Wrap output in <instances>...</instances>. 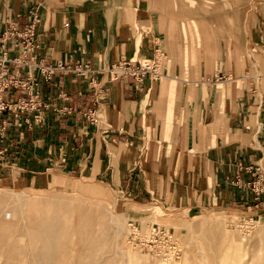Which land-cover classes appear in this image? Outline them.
I'll list each match as a JSON object with an SVG mask.
<instances>
[{
  "label": "crops",
  "instance_id": "0c3cea01",
  "mask_svg": "<svg viewBox=\"0 0 264 264\" xmlns=\"http://www.w3.org/2000/svg\"><path fill=\"white\" fill-rule=\"evenodd\" d=\"M155 48L156 75L105 70ZM0 73L1 100L36 104L0 113L6 186L87 178L141 205L264 215V0H0Z\"/></svg>",
  "mask_w": 264,
  "mask_h": 264
},
{
  "label": "rangeland",
  "instance_id": "374dc122",
  "mask_svg": "<svg viewBox=\"0 0 264 264\" xmlns=\"http://www.w3.org/2000/svg\"><path fill=\"white\" fill-rule=\"evenodd\" d=\"M15 178L8 186L0 182V209L11 211L15 206L14 191L21 190L30 195L25 216L33 220L34 203L38 201H69L74 209L88 204L102 217L114 212L122 224L121 232L118 226L103 228H108V241L119 244L126 255L113 264L264 263V215L225 208H191L179 205L175 199L150 201L147 196L141 205L119 186L95 179L60 176L35 185L23 183L18 175ZM9 216L10 213L5 217Z\"/></svg>",
  "mask_w": 264,
  "mask_h": 264
},
{
  "label": "bare ground",
  "instance_id": "6f19581e",
  "mask_svg": "<svg viewBox=\"0 0 264 264\" xmlns=\"http://www.w3.org/2000/svg\"><path fill=\"white\" fill-rule=\"evenodd\" d=\"M14 196L11 211L0 209L5 220L0 221V264H113L126 255L119 244L108 241V228H103L118 226L121 232L114 212L102 217L92 205L74 209L69 201H38L33 220L25 216L30 195L20 190Z\"/></svg>",
  "mask_w": 264,
  "mask_h": 264
},
{
  "label": "built area",
  "instance_id": "2783aa9c",
  "mask_svg": "<svg viewBox=\"0 0 264 264\" xmlns=\"http://www.w3.org/2000/svg\"><path fill=\"white\" fill-rule=\"evenodd\" d=\"M36 19L37 16L33 15L31 20L27 24L26 29L23 31V33L19 34L20 37L26 41V44L30 42L35 35ZM161 57H162V53L158 50V48H155L153 54L150 57L140 59L135 64H131L126 61H120L112 64L110 67L106 68L105 70L108 71L113 78L128 75L133 77L135 80H140L146 75L158 74L157 65L161 60ZM43 68H45L44 70L47 71L48 73H52L55 69L65 70L68 68V66H64L62 63H57L55 65L44 66ZM11 83H13V80L10 77H7L0 73V92ZM35 106L36 104L34 103L31 97L29 98L17 97L15 100L9 102H4L3 100L0 99V113H2L5 110H17V111L27 112L34 109ZM98 109H99L98 101L95 102L94 106L88 109L87 114L90 121L95 122L97 120L96 112L98 111ZM5 125H6L5 119H1L0 120V152L1 153L4 151L3 141L5 138V129H6ZM258 179L260 178L258 177Z\"/></svg>",
  "mask_w": 264,
  "mask_h": 264
}]
</instances>
